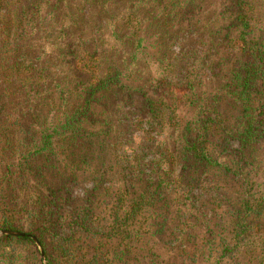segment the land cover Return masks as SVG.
Returning <instances> with one entry per match:
<instances>
[{"label":"trees","instance_id":"1","mask_svg":"<svg viewBox=\"0 0 264 264\" xmlns=\"http://www.w3.org/2000/svg\"><path fill=\"white\" fill-rule=\"evenodd\" d=\"M3 230L44 259L0 264H264V0H0Z\"/></svg>","mask_w":264,"mask_h":264},{"label":"water","instance_id":"2","mask_svg":"<svg viewBox=\"0 0 264 264\" xmlns=\"http://www.w3.org/2000/svg\"><path fill=\"white\" fill-rule=\"evenodd\" d=\"M0 236H11V237H29L32 239V241L34 242L36 248L39 250L40 254H41V258L44 259V254L42 252V248L38 242V240L34 237V236H31V235H25L24 233H21V232H15V231H10V230H3V231H0Z\"/></svg>","mask_w":264,"mask_h":264},{"label":"rangeland","instance_id":"3","mask_svg":"<svg viewBox=\"0 0 264 264\" xmlns=\"http://www.w3.org/2000/svg\"><path fill=\"white\" fill-rule=\"evenodd\" d=\"M79 193H81V192H79Z\"/></svg>","mask_w":264,"mask_h":264}]
</instances>
